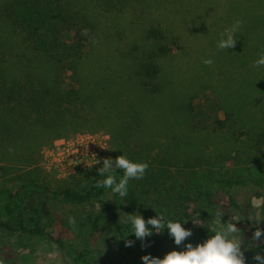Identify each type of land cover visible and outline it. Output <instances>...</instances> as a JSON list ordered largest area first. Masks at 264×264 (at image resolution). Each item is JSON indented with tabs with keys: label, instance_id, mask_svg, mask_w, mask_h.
<instances>
[{
	"label": "trees",
	"instance_id": "1",
	"mask_svg": "<svg viewBox=\"0 0 264 264\" xmlns=\"http://www.w3.org/2000/svg\"><path fill=\"white\" fill-rule=\"evenodd\" d=\"M91 1L96 2L95 7L102 8L111 3L110 0H0V161L15 159L30 163L37 159L40 142H52L54 138L83 126H100L115 133L114 136L121 138L125 146L129 143L126 141L129 136L147 137L129 154L135 153L138 159L154 155L156 168L145 172L143 179L130 180L123 201L111 189L96 185V181L107 175H99L97 168L94 169L93 182L84 189L65 187L58 190L27 178L18 185L1 184L0 234L42 236L62 248L64 241L51 231L58 218L49 209V204L70 206L73 217L74 207L90 205L102 198L111 206V220L103 219V211L95 218L89 216L92 230L95 231L103 220V233L112 228L127 241H132L131 246L144 241L147 255L158 258L163 248L161 235L151 225L148 227L152 235L143 240L129 233L132 228L123 222L122 204H127L131 213L142 214L146 220L161 213L166 219L181 221L186 229L196 231L202 241L212 234L208 229L218 217V211L224 216L239 213L245 219V223L237 224L240 233H253L257 226L252 223L251 214L256 209V201L264 200V176L239 169L234 174L212 172V167L217 164L222 170L229 160H240L238 153L226 149L213 154L212 150L210 156L204 158L200 152L203 169L211 183L202 194L204 201L201 205L179 209L187 199L180 205L175 204V185H170L166 198L157 197L150 189L165 187L167 178L161 184L148 181V178L154 171L167 173L169 169L173 170L186 151L179 146L173 147L169 141L162 142L163 135L159 133H148L146 121L154 112L153 107L160 103L157 97L161 94L170 96L171 91L177 96L172 97L168 110H174L177 105L181 112L188 111L190 131L220 133L232 142L247 138L250 143L244 155L247 162L257 164L264 160V117L249 129L241 128L251 123L249 117L258 111L255 109L264 98L247 105L248 109L236 102L235 106L232 103L224 110L211 95H201L197 104L193 100L194 94L188 98L185 92L178 95L170 74L166 75L167 71L160 62L161 57L171 55L173 47L164 42V32L157 25L146 29V36L152 42L141 54H132L136 48H114L119 59L114 65L120 67V80L89 81L86 71L94 74L90 71V64L94 60L104 61V55H110L97 50L90 38L97 28L94 18L100 13L90 10ZM99 74L104 73L100 71ZM227 92L231 93L230 89ZM231 94L234 99L238 95L241 101L247 97L241 93ZM125 146L123 151L127 153ZM195 159L200 163L197 156ZM8 171L7 166H0L3 174ZM117 171L113 174L118 182L123 170ZM181 198L184 195L176 196V200ZM164 230L169 232L167 227ZM261 238L264 240V236ZM72 257L76 264H93L89 247L75 249ZM129 261L132 263L133 259ZM0 264H22L1 238Z\"/></svg>",
	"mask_w": 264,
	"mask_h": 264
},
{
	"label": "rangeland",
	"instance_id": "2",
	"mask_svg": "<svg viewBox=\"0 0 264 264\" xmlns=\"http://www.w3.org/2000/svg\"><path fill=\"white\" fill-rule=\"evenodd\" d=\"M110 1L106 8L95 7L96 2L91 1L90 10L100 13L94 18L97 28L90 38L94 40L97 50L110 55H104V61L94 60L90 64V71L94 74L86 71L89 81L97 83L100 79L111 78L120 80L118 76L121 73L120 67L114 65L119 60L118 55L114 54V48H136L132 54H141L152 42V39L146 36V29L151 25H157L164 32V42L173 47L171 55L161 57L160 62L167 71L166 75L170 74V81L172 80V86L176 88L178 95L185 92L188 98L194 94L195 104L199 102L201 95H211L224 110L232 103L235 106L236 102L248 109L247 105L251 106L259 98H264V66H254L258 54L264 51V0ZM237 19L242 21V25L236 33L235 46L227 50L218 49L220 33ZM205 58L213 60L211 66L203 63ZM100 71L104 74H99ZM210 78L213 79L212 83ZM228 89L231 93L236 95L241 93L247 97L244 101H241L238 95L234 99L232 94L227 92ZM188 91L190 94H187ZM174 95L176 93L170 91V96L161 94L157 97L160 103L153 107L154 112L146 121V130L150 134L163 135L162 142L169 141L173 147L179 146L186 152L183 153L181 160L174 164L173 170L169 169L167 173L162 170L154 171L150 174L148 181L156 184H161L167 178L168 185L165 187L150 189L154 195L166 198L170 193V185H175L177 188L174 192L175 204L180 205V202L187 199L179 209L201 205L204 201L202 194L211 181L203 169L200 152L204 154V158H208L212 150L213 154L226 149L238 153L240 160H229L222 170L221 165L217 164L212 167V172L234 174L239 169L244 173L252 171L253 174L264 176V160L257 164L247 162L244 155V150L250 143L247 138L232 142L220 133L214 134L210 131L193 133L189 128L191 119L188 111L181 112L177 105H174V110H168ZM150 109L151 105L148 110ZM255 111L257 112L251 117L248 116L251 123L241 129L251 128L252 124L264 117V101L259 103ZM211 114L215 116L214 111ZM114 135L115 133L106 127L83 126L54 138L52 142L48 140L40 142L35 161L30 163L17 162L15 159L0 161V166H7L9 170L7 174L0 172V185L5 183L18 185L27 178L58 190L65 187L89 188L95 178L94 169L102 168L103 159L107 157L115 159L121 154H126L134 162H147L149 166L146 172L155 170L154 155L151 157L145 155L144 158L138 159L135 153L129 154L132 152L130 150L147 137L129 136L126 140L129 143L125 146L123 140ZM124 146L127 153L123 151ZM195 156L200 159V163ZM97 160L99 163H96ZM117 170L114 173H117ZM179 194L184 195V198L176 200ZM255 204L256 209L251 214L252 223L264 229V200H257ZM49 209L58 218L51 231L64 241V247L61 248L54 241L42 236L0 234L1 240L14 250L22 264H76L72 257L73 251L85 247L91 250L93 264H144L141 259L143 255H147L144 241L137 246H126L127 240L114 229L102 232L103 220L97 224L95 231L92 230L89 216L95 218L103 211V219L111 220V206H108L107 199L102 198L90 205L74 207L72 217L74 225L69 223L70 206L51 203ZM126 213L131 212L127 204H122L121 214L124 218ZM143 218L147 221L144 216ZM220 219L224 222L237 220L236 224L245 223L244 217L234 212L230 216L216 217L211 227H215L217 220ZM257 220H260L259 224H256ZM159 234L163 239L160 258L173 249L186 250L185 245L189 242L193 246L203 242L196 231H193L181 245L175 244L169 232L163 230ZM240 234L244 242L242 251L246 264H253L255 253L264 255V240L260 238L255 241L251 232ZM130 258L133 259L132 263L129 261Z\"/></svg>",
	"mask_w": 264,
	"mask_h": 264
},
{
	"label": "clouds",
	"instance_id": "3",
	"mask_svg": "<svg viewBox=\"0 0 264 264\" xmlns=\"http://www.w3.org/2000/svg\"><path fill=\"white\" fill-rule=\"evenodd\" d=\"M241 25L242 21L237 19L230 27L221 32L217 41V48L227 50L234 47L237 41L236 33ZM203 63L211 66L213 60L205 58ZM254 66H264V51L258 54ZM96 163L99 161L97 160ZM148 166L147 162L132 161L126 154L118 155L115 159L104 158L102 168H99L98 171L101 176L107 175L106 178L96 181V185L111 189L113 193L119 194L123 201L128 194L129 181L143 179ZM116 169L123 170V176L119 178L118 182L117 177L113 174ZM126 214L123 222L131 225L132 230L129 233H134L136 238L140 240L152 235V230L148 225H151L157 233L162 232L167 227L169 235L174 238L176 245H181L187 237L192 235V231L186 229L181 221L166 219L161 213H157L155 217H149L147 221L138 212ZM216 215L221 218L222 212L218 211ZM184 221L186 222V220ZM236 221L217 220L215 227L208 229L212 234L207 239L195 246L190 242L187 243L185 245L186 250L173 249L168 251L163 258L143 255L141 259L144 264H246L244 251H242L244 242ZM259 221H255L256 224H259ZM69 223L74 225V218L69 217ZM262 236H264V230L257 227L252 238L258 241ZM132 243V241H126V246H131ZM253 264H264V255L259 252L255 253Z\"/></svg>",
	"mask_w": 264,
	"mask_h": 264
}]
</instances>
